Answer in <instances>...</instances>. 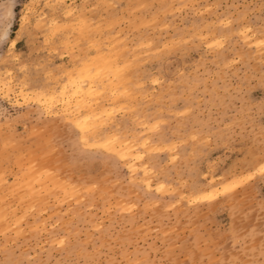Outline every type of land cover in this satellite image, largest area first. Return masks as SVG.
<instances>
[{
    "label": "rangeland",
    "instance_id": "obj_1",
    "mask_svg": "<svg viewBox=\"0 0 264 264\" xmlns=\"http://www.w3.org/2000/svg\"><path fill=\"white\" fill-rule=\"evenodd\" d=\"M12 11L0 264H264V0H15ZM53 97L61 113L71 102L70 119L48 114Z\"/></svg>",
    "mask_w": 264,
    "mask_h": 264
},
{
    "label": "snow or ice",
    "instance_id": "obj_2",
    "mask_svg": "<svg viewBox=\"0 0 264 264\" xmlns=\"http://www.w3.org/2000/svg\"><path fill=\"white\" fill-rule=\"evenodd\" d=\"M2 7H3V11H2V13H0V24H2V31H0V41H6L8 38V31H9V28L11 27L13 15H14L12 10L15 7V0H13L12 3H5ZM25 19H26V17H25ZM11 43H12V46L14 47L15 42L13 41ZM260 47H264V40L260 41ZM73 83H74V85L77 84V82H73ZM6 98L10 99V96H8ZM55 100H56V98L53 97L52 98V104L48 105L46 107V111L48 112V114L49 115H56V116L66 115L70 119L71 114L67 112V107L70 106L71 102L67 101V100L64 101L66 107H65L64 112L61 113L58 109L55 108ZM70 122L75 123L76 127L79 128L80 132H82L86 135L92 131V129L88 126V123L86 121L75 122V121L70 120ZM88 143L89 142L87 140H85V145H88ZM136 159H143V157L138 156V157H136ZM144 171H145V174L147 175V173H148L147 167L144 169ZM260 173L262 175H264V167H262L260 169ZM246 179H250V177L244 178V180H246ZM244 180L234 182L230 185L225 186V188L223 190L224 193H229V192L233 191L236 187L239 186L240 183H243ZM148 186H149V188H151L150 183L148 184ZM165 187L166 186L164 184H160L159 187L156 189V191L163 192L165 190ZM216 195H219V192L212 193L209 195H204V196L200 197V199L209 201V200L214 199ZM262 210H264V207H262ZM236 264H239V262H236Z\"/></svg>",
    "mask_w": 264,
    "mask_h": 264
},
{
    "label": "bare ground",
    "instance_id": "obj_3",
    "mask_svg": "<svg viewBox=\"0 0 264 264\" xmlns=\"http://www.w3.org/2000/svg\"><path fill=\"white\" fill-rule=\"evenodd\" d=\"M90 89H91V88H90ZM90 89H89V90H90ZM80 92H83V87L78 86L77 89H75V94H78V93H80ZM78 121H79V120H78ZM83 135H84V134H83ZM124 145H125V146H124V147L122 146V147H123V150H124L125 153H127L126 151L129 152V151L134 147L132 144H129V143H128V144L125 143ZM126 149H130V150H126Z\"/></svg>",
    "mask_w": 264,
    "mask_h": 264
}]
</instances>
